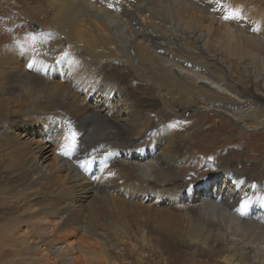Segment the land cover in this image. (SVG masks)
Wrapping results in <instances>:
<instances>
[{
    "label": "bare ground",
    "instance_id": "obj_1",
    "mask_svg": "<svg viewBox=\"0 0 264 264\" xmlns=\"http://www.w3.org/2000/svg\"><path fill=\"white\" fill-rule=\"evenodd\" d=\"M126 1L125 7L118 0H49V9L56 11L45 25L56 40L51 49H59L62 54L66 47L83 49L91 57L84 61L87 58L83 55L80 68V59L74 63L73 87L57 81L56 73L51 72L57 68L49 67L54 63L47 61L43 45L32 57L25 55L22 59L10 52L6 59L5 54L16 45L4 53L8 37L2 31L6 23H0V239H6L4 247L16 255H32V260L36 256L37 264L49 256L54 264H75L71 256L76 248L58 242L67 230L82 229L96 239L101 251L89 252L79 246L76 250L83 254L80 259L85 264L101 260L115 264L112 252L117 246L111 245L106 236L94 233L95 222H104L109 231H121L120 219L131 213L137 218L145 213L152 226L174 237L171 239L201 248L198 252L214 260L264 264V172H255L263 170L264 165L239 171L232 167L234 158L225 161L223 156L220 164L232 185L225 182L211 191V181L205 184L204 179L189 187L181 169L183 159L188 157L183 148L187 144L197 150L202 147L200 154L207 151L213 158L214 143L220 141L213 137V127L182 134L179 140L169 139L168 147L161 151H156L157 141L151 144L160 129L158 121L188 114L196 95L204 98L211 112L225 114L244 130H264L263 101L245 97L242 89L227 82L224 77L228 75L220 76L222 71L231 74L222 62L224 54L251 60L241 66L242 72L264 78V56L257 53L264 50V41L251 35V40L240 43L233 41L229 33L220 36L215 32L212 25L224 13L221 3ZM190 1L198 10L191 12ZM143 6L149 12L148 21L139 19ZM202 16L210 22L208 32L212 37L201 32ZM225 17L243 19L232 11L225 12ZM94 20L103 22V30ZM84 28L85 35L81 31ZM237 29L236 35L243 38L242 30ZM134 42L138 45L135 52ZM202 42L207 55L201 51ZM66 57L61 55L57 64L65 67ZM65 76L69 78V73ZM129 79L132 85L146 86L150 95L156 90L170 95L163 102L170 115L162 113L149 120L143 112L134 111L130 103L122 110L103 109L107 107L105 103L120 96L118 87H125ZM81 85L89 90L84 97L76 95ZM91 92L105 95L97 108L85 103L92 97ZM72 132L76 133L74 147ZM32 135L40 136L35 149L29 144H35ZM205 141L212 142L210 148L203 147ZM51 144H57L59 150L50 149ZM48 152L54 156L50 166L43 165L40 159ZM90 198L92 202L85 213L78 203ZM167 198L170 200L164 207H157ZM145 202L153 203L146 207ZM170 205L175 207L168 208Z\"/></svg>",
    "mask_w": 264,
    "mask_h": 264
},
{
    "label": "rangeland",
    "instance_id": "obj_2",
    "mask_svg": "<svg viewBox=\"0 0 264 264\" xmlns=\"http://www.w3.org/2000/svg\"><path fill=\"white\" fill-rule=\"evenodd\" d=\"M118 1L124 4L125 7L128 4L126 0H118ZM210 1L214 3H221V6L223 7L224 13L222 12L221 16H219L220 18L217 19V21L214 22L212 25L213 29H215V32H218L220 36L225 35V33H229V35L233 36L232 37L233 41H238L242 43V42H247V40H251L252 39L251 35H255L257 39L259 38L260 40L262 39V41H264V0H210ZM17 2L18 4H16ZM206 2L207 1H205V3ZM49 4H50L49 0H39V1L38 0H16V1L0 0V16H2L0 17L1 19L0 23L2 22L6 23V26H3L2 31H4V33H6L8 37L7 46L4 50L5 51L4 53H6L7 50H9L12 46L16 45L14 49L10 50L8 53L5 54L6 55L5 57L6 59H8L10 57V52H13L16 57L17 56L19 58L22 57V59L24 58L25 55L32 57V55H37L39 46L43 45L45 47L44 48L45 52L47 53L46 56H48L47 61L48 62L50 61V63H54V64H50L49 67L57 68L56 70L53 69L51 71L56 73L57 81H61L62 83L69 84L70 87H73L71 86L72 85L71 83H72L73 74L75 73L74 71L76 69V65H74V63L80 59V61H78L79 64L77 66V68H80L83 55H85L87 58L84 59V61L91 60V57L87 52L83 51V49H80L82 51L81 52V51H73V48L66 47L64 49L65 53H63L67 55L66 60L63 61V63H65V67L63 66L62 63H60V65L57 64L59 62L58 61L59 57L63 54L61 52L59 53V49H55V48L51 49V47H55L56 40L53 38V34L50 33L51 30L48 28L46 29L45 25L49 24L50 19L53 18V15L56 13V11L49 9L50 8L48 7ZM189 5H191V9H192L191 12L194 11V9L198 10L196 9V6L193 3V1H190ZM199 6L200 5H198V8L204 9L201 7L202 5L200 7ZM142 9L143 11L141 14L143 16L140 14V17L142 16L143 18L139 17V19L141 21L142 19L144 21H148L146 20V18L149 17L148 16L149 12L147 13L146 11L147 8L145 6H143ZM230 11L236 13L237 16H240L243 19L234 20L231 19V17L224 18L225 12L230 13ZM202 17L204 18V19L202 18L203 20H201L204 21L203 23L204 27L203 28L201 27V32H203V34L208 37H212V34H209L208 32L209 31L208 29H210V24H209L210 22L206 21L205 16ZM94 22L97 27L99 26V28L103 30V22L99 20H94ZM35 25L37 26V30L36 28H34ZM237 28H240V30H242L244 36L243 38H240V36L238 37L236 35ZM85 29L86 28H84L83 30L81 29L84 35L86 34ZM134 44H135L134 46V52H135L138 45L137 42H134ZM204 44H205L204 42L201 43L202 46L201 51L205 55H207V51L203 47ZM31 49L34 50L33 53H31ZM40 51L43 52V50ZM257 53L264 56L263 49L257 51ZM222 62L225 66H228L230 68L231 74H227L226 72L222 71L220 72V76L223 77L228 75L230 79H228V77H224V78L227 80V82H229V84L233 86L235 85V87H237L239 91L242 89L243 92L246 94L245 97L255 96L259 98V100L263 101L262 104L264 105V78L260 80L254 76L252 77L251 74L250 75L244 74V72H242L243 70L241 69L242 68L241 66L252 63L251 60H245L244 58L240 60V58L238 57H232L223 54ZM85 63L86 62H84V64ZM254 63L255 62H253V65ZM67 73H69V78H66L65 76ZM60 78L62 79L60 80ZM113 78H116V75ZM79 88L80 90L77 89L75 90L76 95L78 97H84L85 94H89V90H86V87L84 85L79 86ZM100 89L103 90L105 89V87H101ZM118 89H120V91L122 92L121 94H119L120 96L119 97L117 96L116 98L111 99L108 102L106 101L107 103L105 104L107 105V107L104 105L103 109L112 110L114 108L113 109L114 111L116 109L122 110L125 108L126 103H130L133 104L134 111L143 112L148 116L149 120L155 119L156 116H159L162 113H166L167 115H170L171 113V111H169L168 108L163 107V102L168 100L170 95H166L165 93L160 94V92L157 90L154 92V94L150 95V93L147 92L146 90V86H144L143 84L140 86L132 85L131 79L127 80V85L125 87L122 88L118 87ZM91 94L92 97L89 99V102L86 101L85 103L88 105H93L94 107L97 108L99 104H101L104 101L101 100V98L104 99L105 95L103 96V94L95 93V92H91ZM158 96H160L161 98H158ZM194 97H195L193 100L194 102L191 107L192 110L188 114L186 113L185 115L181 116L180 119L171 116L167 120H162V121L159 120L158 121L160 122V129L158 130L159 139L157 137L158 132H156L151 140L152 142L151 144H153L156 141L158 142V147L156 144L157 147L156 151H161L164 148L168 147L167 141L169 139L173 138L174 140L175 139L179 140V138L182 137V134L188 135V133L192 134L195 133L197 130L200 131L206 129L207 127L208 128L213 127L214 129L213 137L214 138L218 137L220 140L219 142L214 143L216 147H214L213 158L209 157L208 155L209 152L207 151L205 152L207 154H200L203 150L202 147H200L197 150L194 149L191 145L187 144V147L183 148V150H187V152L189 151L188 153L186 152V155H188V157H185L183 159L184 165L181 167L182 171L184 172V179H186L185 181H187L188 184H190L189 187H191V185L193 186L194 184H198L204 179H206L205 184L211 181V186L209 188V190L211 191H213V189L217 187H221L225 182H228L229 185H232L233 184L231 182L232 180L226 176L224 166L222 167L220 164L222 160V158L220 157L223 156L225 159H227L225 161L234 158L232 167L235 170L240 171L245 168L251 169L252 167H255L258 169L261 166L263 167L264 130L256 131V132L244 130V128L239 127L238 125H236V123H232L233 120L227 118L225 114L211 112V110L207 108V105L204 102V98L202 96L200 97L196 95ZM98 100H101V102L97 103L99 102ZM178 102L180 103V100H178ZM174 105H176V107L178 106L177 104ZM192 115L195 116L198 115V117L191 118L193 117ZM18 118L22 119L21 116L20 117L18 116L17 119ZM15 133L17 134L20 133V135H22L21 134L22 132L20 131H16ZM32 137L35 138L34 142L40 139V136L32 135L31 139ZM31 139L28 141H31ZM22 141L24 144L27 143L26 139L24 138L22 139ZM209 141H212V139ZM209 143L208 141L207 142L205 141L203 147L210 148L209 146L212 145V142ZM29 144L30 145L32 144L31 146L33 147V149H35L37 146L36 142L34 144L35 146L33 145V142ZM194 145L198 147V144H194ZM222 146H225L226 148L224 147L222 148ZM50 149H56L57 151L59 150V147H57V144H55L54 146H52L51 144ZM48 153L49 154L47 153L43 155L41 154V158H40L41 161L43 162V165L46 166H50L54 161L53 160L54 156L52 152H48ZM247 155H248V160L246 161ZM253 157H256L259 160ZM187 158H189V161ZM261 158L263 159L262 160L263 162L260 160ZM109 167L108 170H111L112 168ZM255 172H264V169ZM92 182H94L93 179ZM96 182L98 181H95L94 183ZM240 192L241 191L239 190V193ZM175 193L176 195L177 194L179 195L178 192L175 191ZM153 199H154L153 202H155L156 199L155 198ZM169 200L170 198L169 199L167 198L166 201L162 202L161 204H158L159 206L157 207L159 208L164 207L165 203ZM90 202H92V198L84 200L83 203H78V207L81 206L80 209L83 212L87 213L86 206ZM153 202H151V204ZM135 203H139V202H135ZM245 203L248 206L249 203L248 202ZM144 204L146 205V207H149V205H151L150 203H146V202ZM144 204H142L143 207L145 206ZM167 207L173 208L175 206L170 205ZM127 215L124 218L125 220L124 219L119 220L123 222V224L125 223V225H121L122 224L121 222L119 223L120 228L122 229L121 231L123 233L120 231V229L117 230L110 229L109 231V229L105 227V225H103L104 222H99V221L95 222L96 231L94 233L102 234L106 236L107 239L112 242L111 245L113 244L115 245V247L117 246L116 250L115 251L113 250L112 252V258L115 257L114 260L112 261L115 264L116 263L117 264H225L223 260L220 258L214 260V257L212 256L210 257L209 255L206 256L207 255L206 253H205L206 255H204V253L198 252L201 251V248L194 249L192 248V246L189 247L188 243H185L183 241L181 242L178 239L175 240L171 239L174 237L167 236L165 232L160 228H158L155 224H153L152 226L151 221L146 219L147 217L145 213L139 214L138 218L137 215L134 216L132 213ZM85 221L89 222L90 219H86ZM122 226L127 228L123 230ZM118 230L121 232L123 236L120 234ZM65 233L67 234L62 235V237L60 238L61 240L58 242L59 244L61 243L60 245L65 247L66 246L69 247L73 245V248L76 249H78V247L81 246L84 247V249L86 248V250L90 249L89 252L93 251L100 253L101 248L98 242L96 241V239L94 237H91L88 233L84 232L82 229H76V230L69 229ZM4 245H6V239L5 238H3V240L0 239V255H1L0 264H31V263L37 264L36 256H33L35 257V260L33 259L34 260L33 261L32 255L31 256L25 254L16 255V253L9 252V250H7L6 247H4ZM2 246L4 247L3 249L1 248ZM76 249L75 251L73 250L71 261L72 262L75 261V264H85V262L82 261L83 258H81V255L83 254L80 255V253L77 252ZM42 255L43 254H40L39 257H42ZM52 259L53 258L51 256H49L48 258L44 257L42 259V262L39 264H44V263L54 264V261ZM92 264H106V263L101 260L99 262L98 261L93 262Z\"/></svg>",
    "mask_w": 264,
    "mask_h": 264
},
{
    "label": "snow or ice",
    "instance_id": "obj_3",
    "mask_svg": "<svg viewBox=\"0 0 264 264\" xmlns=\"http://www.w3.org/2000/svg\"><path fill=\"white\" fill-rule=\"evenodd\" d=\"M109 7H112V5H109ZM70 139L72 141V146L74 147L76 144V133L75 132L71 133Z\"/></svg>",
    "mask_w": 264,
    "mask_h": 264
},
{
    "label": "water",
    "instance_id": "obj_4",
    "mask_svg": "<svg viewBox=\"0 0 264 264\" xmlns=\"http://www.w3.org/2000/svg\"><path fill=\"white\" fill-rule=\"evenodd\" d=\"M34 28H36V30H37V26L36 25L34 26Z\"/></svg>",
    "mask_w": 264,
    "mask_h": 264
}]
</instances>
